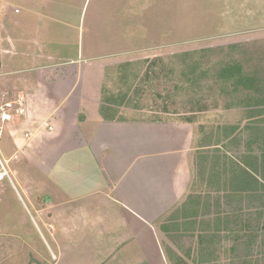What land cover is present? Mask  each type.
<instances>
[{
	"label": "rangeland",
	"instance_id": "obj_1",
	"mask_svg": "<svg viewBox=\"0 0 264 264\" xmlns=\"http://www.w3.org/2000/svg\"><path fill=\"white\" fill-rule=\"evenodd\" d=\"M6 1L0 2L1 15L11 11ZM20 4L23 11L14 17L24 20L22 51L38 58L16 61L14 67L28 73L36 66L70 65L73 70L79 65L89 69L81 81L92 82L94 90L99 85L103 108L121 113L118 118L186 119L194 124L188 133L196 135L202 154L197 157L200 167L192 197L200 200L202 218L169 232H139L133 226L139 238L112 249L107 236L99 239L100 232L82 226V215L77 214L69 216L76 231L70 237L57 231L54 242L17 179L20 155L0 143L16 188L13 191L7 183L0 187V264H97L108 256L112 257L105 264H264V189L242 190L235 182V174L246 168L245 126L254 122L264 126V106L257 112L249 108L248 94L254 91H247L249 85L241 80L253 75L261 82V101L264 0ZM3 43L0 40V47ZM1 80L15 82L16 75ZM40 132L46 134L45 129ZM30 192L34 205H42L46 194L35 186ZM192 210L194 206L188 208L189 213ZM44 217L55 229L62 220L69 223L68 215ZM93 219L90 213L86 216L91 223Z\"/></svg>",
	"mask_w": 264,
	"mask_h": 264
},
{
	"label": "crops",
	"instance_id": "obj_2",
	"mask_svg": "<svg viewBox=\"0 0 264 264\" xmlns=\"http://www.w3.org/2000/svg\"><path fill=\"white\" fill-rule=\"evenodd\" d=\"M5 4L11 11L0 14V40L4 39L0 80L16 75V81H0V102L21 98L24 112L5 125L0 143L20 155L17 179L52 240L58 242L57 231L67 237L76 231L69 216L77 214L82 215V226L100 232L99 239L107 236L112 249L139 238L133 226L139 232H169L202 218L200 200L192 197L200 167L197 157L202 154L195 145L196 135L188 133L194 124L186 119L118 118L121 113L103 108L99 85L94 90L92 82L81 81L89 69L79 65L73 70L70 65L36 66L23 73L15 62L37 59L38 54L22 51L24 20L14 17L23 11L22 4L18 0ZM14 7L21 9L19 14ZM45 67L48 72L42 70ZM28 186L46 194L42 205H34ZM192 206L195 210L189 213ZM89 213L94 223L100 219L95 224L87 221ZM51 214L68 215L69 223L62 220L55 229L44 217ZM109 257L97 264L107 263Z\"/></svg>",
	"mask_w": 264,
	"mask_h": 264
},
{
	"label": "trees",
	"instance_id": "obj_3",
	"mask_svg": "<svg viewBox=\"0 0 264 264\" xmlns=\"http://www.w3.org/2000/svg\"><path fill=\"white\" fill-rule=\"evenodd\" d=\"M244 77L245 79L241 78L243 84L246 82L250 87L247 91H254V95L248 94V100L252 102L249 108L257 112L264 106V97L260 101L258 92L261 82L253 75H244ZM245 131L247 132L245 140V155L247 156L244 157L246 159H243V163L246 168L241 167L239 173L235 174V182L242 190L256 192L264 189V126L260 122H254L245 126ZM208 146V144L204 145V147Z\"/></svg>",
	"mask_w": 264,
	"mask_h": 264
},
{
	"label": "built area",
	"instance_id": "obj_4",
	"mask_svg": "<svg viewBox=\"0 0 264 264\" xmlns=\"http://www.w3.org/2000/svg\"><path fill=\"white\" fill-rule=\"evenodd\" d=\"M18 1L22 3L24 0ZM20 10L19 7H14L15 14H19ZM23 112V100L21 98H16L15 100L6 99L0 102V142L5 132V125L11 123L14 116L22 115ZM2 183H7L13 191H16L9 160L5 159L3 154L0 153V186Z\"/></svg>",
	"mask_w": 264,
	"mask_h": 264
}]
</instances>
